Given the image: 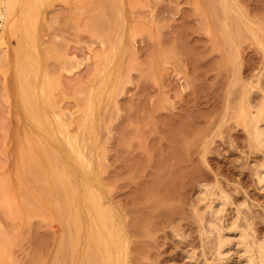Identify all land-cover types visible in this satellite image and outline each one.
Here are the masks:
<instances>
[{
	"label": "rangeland",
	"instance_id": "obj_1",
	"mask_svg": "<svg viewBox=\"0 0 264 264\" xmlns=\"http://www.w3.org/2000/svg\"><path fill=\"white\" fill-rule=\"evenodd\" d=\"M16 1L0 18V264H98L100 209L117 264H251L235 239L218 254L211 223L264 243L249 131L264 123V0Z\"/></svg>",
	"mask_w": 264,
	"mask_h": 264
},
{
	"label": "bare ground",
	"instance_id": "obj_2",
	"mask_svg": "<svg viewBox=\"0 0 264 264\" xmlns=\"http://www.w3.org/2000/svg\"><path fill=\"white\" fill-rule=\"evenodd\" d=\"M2 1V0H1ZM0 1V5H2V4H4V11H1V9H0V18L2 17V19L3 20H5L6 22H8V21H10L11 19H12V17H14V12H15V7H17L16 5V3H18L16 0H4V2L2 3ZM23 2V1H22ZM2 3V4H1ZM19 6V5H18ZM21 6V5H20ZM225 6H227V5H225ZM224 6V7H225ZM1 7V6H0ZM228 7V6H227ZM227 7H225V11H226V9H227ZM40 8V7H39ZM121 8V7H120ZM228 9H230L229 7H228ZM20 16V15H19ZM224 16V15H223ZM23 18V17H22ZM21 18V24H23V26L25 25V26H29V24L31 23V19H22ZM225 19V18H224ZM4 21V22H5ZM226 22V21H225ZM224 22V23H225ZM228 23V22H227ZM226 23V24H227ZM10 24H11V30H12V32L13 33H15L17 36H18V34H20V32H21V30L19 29L20 28V22L19 23H17L16 21H12V22H10ZM225 24V25H226ZM21 29H22V26H21ZM24 30H25V28H24ZM25 34H26V32H25ZM27 35V34H26ZM25 35V36H26ZM16 37V36H15ZM17 38H21V36L19 35V37H17ZM28 39V38H27ZM20 40V39H19ZM39 40V39H38ZM2 42V40L0 41V43ZM20 43H21V46L18 48V50H16L17 52H16V57H17V60H19V62L21 63V61L23 60L22 58H23V55H24V47H23V44H22V39H21V41H19ZM28 42V41H27ZM38 43H39V41H38ZM27 45V44H26ZM3 46H4V43H3ZM14 46V45H13ZM26 47V46H25ZM27 47H28V45H27ZM118 51V50H117ZM39 55V54H38ZM40 57V56H39ZM37 58V57H36ZM12 60V59H11ZM38 60V59H37ZM105 61V60H104ZM13 63V62H12ZM112 63H113V61H112ZM39 66H40V64H39ZM111 66V65H110ZM40 68V67H39ZM113 68V67H112ZM21 69L23 70V68L21 67ZM41 70V69H40ZM39 70V71H40ZM111 70V69H110ZM20 71V70H19ZM14 72V71H13ZM17 72H18V69H17ZM41 72H43V71H41ZM110 72V71H109ZM109 72H108V74H109ZM18 74H20V73H18ZM40 75V74H39ZM105 75H106V73H105ZM107 76V75H106ZM16 77V76H15ZM14 77V78H15ZM100 77V76H99ZM108 77V76H107ZM96 78H97V75H96ZM18 79V78H17ZM21 79V78H20ZM100 79V78H99ZM102 79V78H101ZM108 79H110V78H108ZM97 80V79H96ZM20 81V80H19ZM104 81V80H103ZM28 83V82H27ZM98 83V82H97ZM103 83V82H102ZM96 85V84H95ZM51 87V86H50ZM16 88V87H15ZM100 89V88H99ZM98 89V90H99ZM17 90V89H16ZM107 90V89H106ZM96 91H97V89H96ZM103 91V90H102ZM18 92V91H17ZM37 92V91H36ZM101 92V91H100ZM24 93L26 94V91H24ZM23 93V94H24ZM95 93L96 92H93L92 94H94L93 95V97H100V93L97 91V93H99L98 95H95ZM26 96V95H25ZM40 96V95H39ZM42 96V95H41ZM91 97H92V95H91ZM96 97V98H97ZM22 98V97H21ZM95 98V99H96ZM27 100L29 99V98H26ZM91 99V98H90ZM94 99V100H95ZM23 100V99H22ZM42 100H43V98H42ZM41 100V101H42ZM25 101V100H24ZM29 101V100H28ZM44 101H46V100H44ZM90 101H93V99L92 100H90ZM19 102V101H18ZM26 102V101H25ZM30 102V101H29ZM40 102V101H39ZM21 103V102H20ZM27 103V102H26ZM31 103V102H30ZM47 103V102H46ZM100 103V102H99ZM17 104V103H16ZM22 104V103H21ZM44 105V104H43ZM48 105V104H47ZM93 104L91 103V106H92ZM39 106V105H38ZM17 107V106H16ZM23 107V106H22ZM93 107V106H92ZM91 107V108H92ZM96 108H97V106H95ZM99 107V106H98ZM26 108H27V106H26ZM91 108H90V110H91ZM28 109H30V108H28ZM39 109V108H38ZM94 109V108H93ZM92 109V110H93ZM46 110V109H45ZM96 110V109H95ZM246 110H247V108H246ZM23 111V110H22ZM37 110H35L34 109V111L33 112H36ZM17 112V111H16ZM19 112V111H18ZM47 112V111H46ZM247 112V111H246ZM250 112V111H249ZM40 113H41V111H40ZM40 113H39V115H40ZM48 113V112H47ZM244 113V114H243ZM35 115H36V113H34ZM50 114V113H49ZM32 114H30L29 113V115L28 116H30L31 118H33L32 116H31ZM244 115V116H243ZM249 115H250V113H249ZM248 115V112L247 113H245V111L244 112H242V116H240V117H242L243 119H242V121L243 122H245L246 121V119H248V117H249V120L250 121H252L251 119H253V118H251V116H249ZM38 116V115H37ZM41 116V115H40ZM50 116V115H49ZM42 117V116H41ZM254 117V116H253ZM261 117V116H260ZM259 117V118H260ZM40 119V118H39ZM44 119V118H43ZM262 119V118H261ZM264 119V118H263ZM254 120V119H253ZM249 121V122H250ZM264 121V120H263ZM26 122V121H25ZM58 122V121H57ZM242 122V123H243ZM247 122V121H246ZM18 123V122H17ZM23 123H24V121H23ZM248 123V122H247ZM19 124V123H18ZM60 124V123H59ZM249 124H251L250 126L249 125H245L246 126V128H247V126H249V127H251V129H249V131H252V136H253V139H252V141L254 140V142H255V144H256V146L257 147H263L264 148V123L262 122V120H254V121H252V123H249ZM34 125V124H33ZM85 127V126H84ZM38 128H40V127H38ZM56 129V128H55ZM45 129H43V131H44ZM46 130H48V129H46ZM247 130H248V128H247ZM19 131H20V129H19ZM55 132H56V130H55ZM27 133V132H26ZM250 133V132H249ZM44 134H45V132H44ZM47 134H49L48 133V131H47ZM91 134V133H90ZM46 135V134H45ZM59 135V134H58ZM94 135V134H93ZM48 136H50V134L48 135ZM56 136V135H55ZM251 136V137H252ZM37 137V136H36ZM94 137V136H93ZM93 137H92V140H93ZM20 139H22V138H20ZM24 140V139H23ZM33 140V139H32ZM43 141V140H42ZM27 142V141H26ZM24 143V142H23ZM38 143V142H37ZM66 143V142H65ZM64 143V144H65ZM82 143V142H81ZM27 144V143H26ZM25 144V145H26ZM254 144V145H255ZM81 145V144H80ZM71 146H73V145H71ZM70 147V146H69ZM68 148V147H67ZM66 148V149H67ZM37 149V148H36ZM70 149V148H69ZM260 149H262V148H260ZM38 150V149H37ZM28 151H30V149L28 150ZM27 151V152H28ZM40 151V149L38 150V152ZM44 151L45 152H47L46 151V149L44 148ZM58 151V150H57ZM73 151V150H72ZM41 152V151H40ZM37 153V154H40L39 156L41 157V154L42 153ZM60 152V151H59ZM79 152H80V150H79ZM20 153V152H19ZM77 153V152H76ZM68 154V153H67ZM28 155V154H27ZM42 155H44V154H42ZM62 155V154H61ZM28 156H30V152H29V155ZM43 157H45V156H43ZM74 157V156H73ZM27 158H29V157H26V159ZM46 158V157H45ZM49 159V161L52 163V168H56L57 169V165H56V162L55 161H53V160H51V157H48ZM63 158V157H62ZM76 158V157H75ZM25 159V160H26ZM39 159V158H38ZM42 159V158H41ZM78 159V158H77ZM27 160H30V159H27ZM44 160V164L43 163H41V167H42V165L44 166L45 165V167L47 166H50V164L49 165H46L45 164V161L47 160V159H43ZM47 160V161H48ZM64 160V159H63ZM74 160V159H73ZM46 161V162H47ZM21 162V161H20ZM65 162V161H64ZM75 162V161H74ZM73 162V163H74ZM76 162H77V160H76ZM49 162H47V164H48ZM28 166H29V163L27 164ZM37 165V164H36ZM35 166V165H34ZM90 166L92 167V165L90 164ZM20 167V166H19ZM30 167V166H29ZM262 168H264V166H262ZM31 169V168H30ZM47 169V168H46ZM47 170H49V169H47ZM21 171V170H20ZM31 171V170H30ZM55 171L56 170H54L53 171V173L52 174H50L51 173V171H50V173H49V175H51V178L53 179H55V177H52V176H55ZM80 171H81V169H80ZM85 171H86V169H85ZM45 172V171H44ZM83 172V171H82ZM20 173H22V172H20ZM32 173V172H31ZM34 173L35 174H37L35 171H34ZM75 173V172H74ZM94 173V172H93ZM93 173H91L92 175H93ZM27 174H29V173H27ZM26 174V175H27ZM95 174V173H94ZM261 174V178L259 179V180H262L263 182H264V169L262 170V173H260ZM97 175V174H96ZM48 176V175H47ZM46 176V177H47ZM258 176H259V174H258ZM19 177V176H18ZM24 177V176H23ZM36 177H38V175L36 176ZM85 177H86V175H85ZM87 177H88V175H87ZM21 179H22V177H20ZM259 178V177H258ZM35 179V178H34ZM48 179V178H47ZM53 179V180H54ZM75 179V178H74ZM80 179V178H79ZM78 179V180H79ZM90 179V178H89ZM77 180V181H78ZM88 180V179H87ZM23 181H25V179L23 180ZM46 181V180H45ZM94 181H95V179H94ZM99 180H97V182H98ZM26 182V181H25ZM54 182V181H53ZM57 182V181H56ZM89 182V181H88ZM261 182V181H260ZM69 183V182H68ZM77 183V182H76ZM80 183H82V182H80ZM56 184H59L58 182L56 183ZM78 184V183H77ZM264 184V183H263ZM48 185H50V182H49V184ZM70 185V184H69ZM79 185V184H78ZM88 185H90V184H88ZM50 186H52V185H50ZM60 186V185H59ZM49 187V186H48ZM58 187V186H57ZM78 187H80L81 188V186H78ZM89 187H91V186H89ZM45 188V187H44ZM51 188V191H52V187H50ZM50 188H49V190H50ZM83 189V188H82ZM98 189V188H97ZM60 191H61V187H60V189H59ZM92 189H89L88 187L86 188V189H84V190H82L83 191V193L80 191V189L79 188H76V189H66V190H64L63 191V193H62V191H61V197H62V194H63V202L65 203L66 202V200H69V199H77L78 201L80 200V198H81V200L82 201H84V202H86V203H89V201H90V199L89 198H92L93 199V194H94V191L92 192L91 191ZM102 191V190H101ZM98 193V192H97ZM36 193H34V195H35ZM51 194H54L53 193V191H52V193ZM50 194V195H51ZM83 194V195H82ZM96 194V193H95ZM81 195L83 196V197H81ZM52 196V195H51ZM65 196V197H64ZM39 198V197H38ZM53 198H54V196H53ZM66 198V199H65ZM102 198V197H101ZM97 199L99 200V198L97 197ZM56 201V200H55ZM92 202V201H91ZM100 202V201H99ZM88 205V204H87ZM52 206H53V204H52ZM79 206V205H78ZM90 206V205H89ZM219 206H221L220 204H219ZM115 207V206H114ZM114 209V208H113ZM67 210H68V207H67ZM96 210H97V208H96ZM80 211V210H79ZM114 211V210H113ZM214 214H218V213H220L221 211H223L220 207H218V208H213V210H211ZM97 213V212H96ZM95 213V214H96ZM111 212H109L108 210H105V209H100V211H98V213H97V216L96 217H94V221H93V228H92V231H93V233L97 236V239L99 240H101V242H102V244H101V250H100V255H99V259H97L98 260V264H117V258L120 256H117V257H114V255H113V253L114 252H112L111 251V249H112V247H111V245H112V243L114 242L113 241V239H115L116 238V235L114 236L113 235V232L111 233V231H108V226L110 225L111 226V229H112V224H113V219H112V215L110 214ZM212 213V214H213ZM118 214V213H117ZM83 216V215H82ZM87 216V215H86ZM112 216V217H111ZM83 218V217H82ZM213 218V217H212ZM93 220V219H92ZM80 221V220H79ZM215 221V220H214ZM213 221V223H211V226L213 227L212 229H215V231H217V236H218V242H217V245H218V254H223V251H224V248L225 247H227V244H229L230 245V243H229V241H231V240H234V242L236 243L235 244V246L238 244L239 246H240V244L241 245H243V247L241 246L240 248H243L244 249V252H246V254H248V257H249V259L247 258V260L252 264V262H255L254 260H256V259H254V257H256V258H258L257 259V261L259 262V260H260V262H264V243L262 244L261 243V245L259 244H255L256 245V247H257V256H254V247H253V244H252V242H250L249 240H251V239H249V237H251V236H249L250 234H247V231L245 232V230H241L239 227L237 228V226H235L234 228H237V229H234L233 227H232V229H230V230H228V231H231V230H233L234 229V232L235 231H237V233L235 234V236H234V238L233 237H229V235H228V237L229 238H233V239H230V240H228L229 238L227 237V235H225L224 233H223V231H222V227L220 228V226L218 225V222H214ZM73 224H74V226H76V219L74 218L73 219V222H72ZM220 223V222H219ZM79 224H80V222H79ZM83 224V223H82ZM87 224V223H86ZM81 225V224H80ZM79 225V226H80ZM115 225V224H114ZM113 225V226H114ZM119 225V224H118ZM84 226V225H83ZM211 226H210V228H211ZM118 227V226H117ZM83 228V227H82ZM122 228V227H121ZM246 229V228H245ZM80 231H82V229L80 228ZM85 231V230H84ZM104 231L107 233V234H105L104 233ZM213 231V230H212ZM228 231H227V233H228ZM209 232V231H208ZM214 232V231H213ZM116 233V232H115ZM210 233V232H209ZM231 233V232H230ZM229 233V234H230ZM251 233V232H250ZM78 234V233H77ZM84 234V233H83ZM215 234V233H214ZM208 236V235H207ZM78 237V236H77ZM127 237V236H126ZM254 238V237H253ZM81 239V238H80ZM76 240H77V238H76ZM116 240V239H115ZM228 240V241H227ZM253 240H255V239H253ZM113 241V242H112ZM254 243H257V242H254ZM85 244V243H84ZM114 244H116V242H114ZM113 244V245H114ZM126 244V243H125ZM112 245V246H113ZM116 246V245H115ZM127 246V245H126ZM116 248H118L117 246H116ZM127 248V247H126ZM113 249H114V247H113ZM118 250H119V248H118ZM114 251V250H113ZM126 251H127V249H126ZM241 251H243V250H241ZM84 252V251H83ZM118 252H120V250L118 251ZM117 252V253H118ZM75 254H77V253H75ZM120 254V253H119ZM244 255V254H243ZM127 257V256H126ZM74 258H75V256H74ZM81 258V257H80ZM245 258V259H246ZM76 259V258H75ZM114 259H116L117 261H115V262H113L114 261ZM77 260H79V259H77ZM84 260H85V257H84ZM126 260V259H125ZM246 260V261H247ZM73 262V261H72ZM126 262H127V260H126ZM248 262V263H249ZM257 262V263H258ZM128 263V262H127ZM262 263H260V264H262ZM126 264V263H125ZM254 264V263H253ZM255 264H256V262H255ZM264 264V263H263Z\"/></svg>",
	"mask_w": 264,
	"mask_h": 264
}]
</instances>
